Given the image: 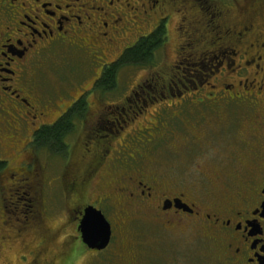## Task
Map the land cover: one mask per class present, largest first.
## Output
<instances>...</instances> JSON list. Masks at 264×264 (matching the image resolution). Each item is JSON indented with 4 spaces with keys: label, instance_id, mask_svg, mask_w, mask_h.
<instances>
[{
    "label": "flooded vegetation",
    "instance_id": "af4514ba",
    "mask_svg": "<svg viewBox=\"0 0 264 264\" xmlns=\"http://www.w3.org/2000/svg\"><path fill=\"white\" fill-rule=\"evenodd\" d=\"M226 1L0 0V47L4 49L0 60L6 65L2 69L5 82L0 85V126L10 132L8 142L0 141V220L9 212L5 205L9 193L14 197L12 211L20 206L24 215L20 226L23 234H33L43 241L48 202L40 198L38 212V187L50 188L57 183L56 175L43 179L46 167L40 157L61 154L57 144L46 141L48 130L43 129L70 116L71 128L63 138V145L68 147L67 138L84 121L89 106L84 94L88 93L86 96L96 95L98 103L93 111L100 116L88 141L94 145L92 153L87 151V163H79L80 168L74 167L61 177L72 196L83 203L73 218L79 238L84 209L91 206L104 216L101 209L108 215V206L115 210L112 220L104 216L111 229L108 246L115 232L114 221L120 229L148 220L177 232L181 227L195 230L210 246L213 264H264V194L259 187L264 178V7L258 3L237 9L230 6L233 2ZM217 3H221L220 10L212 11L209 4ZM170 7L182 16L177 49L183 57L171 68L160 70L162 61L158 62L157 56L167 41L169 18L164 13ZM156 33L161 34L162 45L151 55L155 58L151 64L121 67L120 71H125L120 77L126 72L133 75L118 97L108 101L110 98L103 97L106 91L95 90L104 69ZM68 47L83 48L95 58L98 52L106 53L112 59L98 62L89 87L80 88L82 92L75 98L68 97L72 101L52 120L39 123L38 115H44L38 110L32 78L38 73L39 62L51 60ZM139 70L148 73L141 83L135 80ZM168 101L175 113L170 105L164 107L165 116L161 114L158 121L161 124L149 130L151 135L147 137L151 139L146 137V142L132 147L138 158L132 155L134 160L121 166L115 165L111 156L106 159L113 152L111 146L107 147L110 139L123 134L131 123L130 113L137 117L150 104ZM77 106H82V114H75ZM10 111L18 117L17 127L12 128ZM185 120L194 127L182 129L180 123ZM175 124L178 130L172 128ZM181 129L193 130V136L186 133L200 147L198 157L208 161L205 153L209 152L211 158L210 166L204 165L206 162L197 164L201 186L195 192L173 184L166 178L167 172L157 170L155 156L160 155V146H154L155 141L173 131L176 140L182 137L188 142ZM43 136L46 139L41 141ZM135 137L126 141L131 145ZM101 167L105 172L99 170ZM95 177L99 182L94 199L82 200L80 196L84 198V190ZM11 234L6 222L0 221V253L6 242L22 238L21 234ZM28 238L30 235L22 241ZM80 243L88 249L81 239ZM126 260L124 264H138L137 253ZM34 262L38 263V258ZM118 264H122L120 257Z\"/></svg>",
    "mask_w": 264,
    "mask_h": 264
},
{
    "label": "rangeland",
    "instance_id": "374dc122",
    "mask_svg": "<svg viewBox=\"0 0 264 264\" xmlns=\"http://www.w3.org/2000/svg\"><path fill=\"white\" fill-rule=\"evenodd\" d=\"M227 1L233 2L234 4L230 6L236 7L237 9L242 6H250V4L256 5L258 3H261L264 7L263 0ZM209 6L212 11L215 8L220 10L221 3L214 5L209 4ZM211 10L206 14L208 19L211 16ZM164 14L169 18L166 25L168 37L165 46L159 50L157 56V61H162L160 70L171 68L172 65L175 64V60H179L180 56L183 57L182 51L177 49V44L179 43L178 35L180 31L183 30L182 25L178 24L182 16L171 7L168 12ZM232 14L234 13L232 12L231 16H233ZM200 18L201 16H199L198 19ZM92 50L94 52L97 51L95 48H92ZM96 55L98 59L83 48L68 47L63 52L54 54L51 60H44L38 63V73L35 77L33 76L34 78H32V81L36 83L37 87L38 110L44 115V117L38 115L39 123L46 119L52 120L63 106H66L72 101L71 98L77 97L82 92L80 91L82 88L89 87L91 83L90 76L94 74V71L98 67V62L103 59L106 61L112 59V57H109L106 53L98 52ZM136 72H138V75L136 73L135 80H138L140 83L144 80L142 77L148 75L147 72H141V70ZM122 73L123 72H121V74ZM132 75V73L128 72L123 74L119 79L117 87L113 91L103 94V97L105 95L106 99L110 98L108 101H112L115 97H118L122 93L126 82H129L130 79L128 77ZM126 91L127 90L124 92ZM86 94L88 93H85L84 96L89 106L84 112V121L78 124L75 133H72L69 135V138H67L68 147H62L60 149L61 154H58V156L48 158L46 155L42 154L40 157V161L46 167L45 171L42 172L43 179L45 180L51 175H56L57 183L50 188L46 186L38 187L39 200L38 203H36L38 212L41 205L40 198L46 199V204L48 202L47 213L45 212L44 216L47 230L42 232L43 235L39 234L45 236V238L40 242V239L33 234H23L25 232L20 226H22L21 223L24 215L19 211L20 206L17 207L15 211H12L13 208L10 204H13L14 197L11 198V195L8 193L6 195L8 200L5 205L9 212L4 213L2 220L6 222V228L12 233L11 236L13 234H21L22 238L18 241L12 240L5 243L0 253V264H34L37 258L38 263L36 264H118L119 257L122 264H124L127 262L126 259L131 253L133 256L137 253L138 264H213L210 246L195 230L181 227L177 232L176 230L156 225L148 220H138L131 223L126 228L122 226L120 229L117 226L118 221H114L112 225L115 232L112 242L107 248L98 251V253H93L81 245L79 234L75 232L74 229L77 225V221L76 219L73 220V218L76 216L74 211L77 208L79 209L83 203L77 198H74V195L72 196L68 191L66 181L63 179L61 180V177L62 175L64 177L65 173L74 167L76 169L80 168L79 163H81V165L84 162L87 163L90 158L87 151L91 150L92 153L94 145L90 142L88 143V141L89 137L90 139L92 137L91 133L97 128L94 124L100 116L94 114V109L98 103L97 98H95L96 95L86 96ZM68 97L71 98L68 100ZM169 102L170 101H168L167 104H150L147 108L142 110L143 114H139L137 117H135L134 112L130 113L129 121L131 123L128 122L129 125L123 134L120 136L117 135V139H110L107 147L111 146L110 148H112L111 150L113 152L109 153L106 159L111 156L110 158H113L111 161L115 165L121 166L128 164L130 160L133 161L135 157L138 158L131 152L132 147L136 143L146 142L145 139L147 135H151L149 130L153 129V127H159L161 121H158L161 116L164 115V107L166 108L167 105L171 104ZM170 108H172L175 113V108L171 105ZM10 112L12 128L17 127V122L19 121L18 117L14 111ZM138 112L139 111H137V113ZM13 120H15V122ZM26 122L30 123L29 121ZM180 126L182 129L194 127L189 120L183 121L180 123ZM0 127L7 129L2 125ZM106 127L107 125L104 127L105 130ZM172 128H177L176 130H178L179 126L175 124ZM5 131L6 130H3V135L5 137H10V132L8 134ZM182 132L185 134L183 136L189 139L188 142H183L182 137H179L181 141H179V138L176 140V134L173 131H170L163 138H158L155 141L154 146H160V155L158 156L157 154L155 156V159L159 161L157 170L167 172L169 177L166 178L171 180L173 184L177 182L178 185H184L188 188V190H186L187 192H195L201 186L199 175L196 173V167L198 169L197 164L199 165L201 162H206L204 165L210 166L211 158L209 152L205 153L208 161L207 159L203 161L202 158L198 157L200 147L196 143L191 142L192 138L190 136H193L192 129L182 130ZM186 132L189 133L190 136H188ZM129 137H135L131 145L126 141ZM147 138L151 139V137ZM12 140L13 138L11 141ZM2 141H7V139H3ZM17 141L20 142L18 139ZM19 144L20 143H18V147ZM58 144V146H61L60 143ZM103 144L106 145L105 142ZM138 151H142V148L138 149ZM102 162H104V160ZM99 170L105 172L103 167ZM111 172L112 170L108 171L107 176ZM98 180L99 179L96 177L92 180L90 186L83 192L85 194L84 198L80 196L82 200L89 198L92 200L94 199L95 184L99 182ZM106 209L109 217L107 212L101 209L104 216L107 220H109L108 218L112 220L115 210L108 206ZM2 231L4 230L2 229ZM28 235H30V238L23 242L22 239ZM37 250L39 251L35 255Z\"/></svg>",
    "mask_w": 264,
    "mask_h": 264
},
{
    "label": "trees",
    "instance_id": "16d2710c",
    "mask_svg": "<svg viewBox=\"0 0 264 264\" xmlns=\"http://www.w3.org/2000/svg\"><path fill=\"white\" fill-rule=\"evenodd\" d=\"M160 38L161 34L158 36V34L156 33L151 39L142 41L141 43L137 44V46L126 51L120 61L104 69L101 78L95 83V90L106 91L107 93L111 92L113 88L118 85L119 79L121 78V72L125 71H120L121 67L123 66L136 65L139 68H142L145 65L151 64L155 59L151 55L157 52L160 48L159 46L162 45V41L160 40ZM81 107L82 106H77L75 108V114H82L83 110ZM69 118L70 116L65 117L57 122L53 127L43 129L48 130L45 134L48 137L46 141L54 142V144L57 145H59L58 143H60V149L62 147H66L63 145V138L71 128L69 124ZM40 133H38V136L41 135ZM46 136H43V138H41L40 140L44 141V139H46Z\"/></svg>",
    "mask_w": 264,
    "mask_h": 264
},
{
    "label": "water",
    "instance_id": "95a60500",
    "mask_svg": "<svg viewBox=\"0 0 264 264\" xmlns=\"http://www.w3.org/2000/svg\"><path fill=\"white\" fill-rule=\"evenodd\" d=\"M78 231L82 244L90 250L102 251L110 242L109 223L100 211L91 206L84 209Z\"/></svg>",
    "mask_w": 264,
    "mask_h": 264
},
{
    "label": "snow or ice",
    "instance_id": "6c2138e0",
    "mask_svg": "<svg viewBox=\"0 0 264 264\" xmlns=\"http://www.w3.org/2000/svg\"><path fill=\"white\" fill-rule=\"evenodd\" d=\"M111 2V0H110ZM39 6V5H37ZM4 55V49L2 47H0V56ZM5 61L4 60H0V85H2L5 82V75L4 72L2 71V69L5 67ZM9 137H5L3 135V128L0 127V141H2L3 139H8ZM260 187V192L261 194H264V178L261 179V183L259 185Z\"/></svg>",
    "mask_w": 264,
    "mask_h": 264
}]
</instances>
